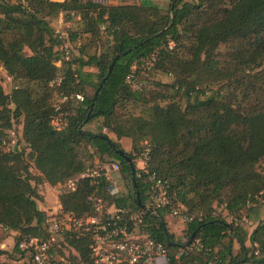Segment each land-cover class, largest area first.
<instances>
[{
    "label": "trees",
    "instance_id": "obj_1",
    "mask_svg": "<svg viewBox=\"0 0 264 264\" xmlns=\"http://www.w3.org/2000/svg\"><path fill=\"white\" fill-rule=\"evenodd\" d=\"M125 1L95 7L89 0H27L24 5L0 0V69L15 83L9 94L0 86L2 232L47 241L56 257V244L45 229L47 215L37 208L43 200L37 187H54L79 174L85 168L79 152L88 148L97 161L116 162L119 180L129 184L125 193L103 194L105 202L139 213L142 231L165 248L168 264H264V220L249 233L240 222L242 210L264 196V176L256 170L264 160V0H168L166 11ZM58 15L77 26L66 30L68 46L77 43V55L66 61L50 26ZM219 47L226 50L222 56ZM152 53L153 70L172 76L165 86L169 96L131 88L132 67ZM57 76L58 86H49ZM218 83L229 93L221 97L219 89L209 91ZM75 94L82 100L70 98ZM53 95L66 97L57 111ZM177 97L185 100L183 108ZM128 102L145 107L143 114L119 111ZM58 113L68 114L61 131L50 126ZM96 120V132L84 130ZM12 123L21 126L23 147L5 151L4 134ZM121 138L130 140L132 153L120 149ZM145 150L143 168L135 169ZM152 173L166 181L183 209L181 238L168 232L165 211L146 212L137 204L150 207L147 177ZM90 190L80 180L73 192L60 195L62 212L89 214ZM214 204L237 219L226 222ZM18 235L11 253L33 264L29 253L17 249ZM63 242L56 239L75 264H88V234L65 236Z\"/></svg>",
    "mask_w": 264,
    "mask_h": 264
},
{
    "label": "built area",
    "instance_id": "obj_2",
    "mask_svg": "<svg viewBox=\"0 0 264 264\" xmlns=\"http://www.w3.org/2000/svg\"><path fill=\"white\" fill-rule=\"evenodd\" d=\"M19 4L24 5L27 0H16ZM51 1V0H49ZM124 0H89V3L95 7H106ZM62 17V15H61ZM62 18L57 21V29L54 36L59 44L56 50L61 53L60 59H68V43L66 27ZM170 44V43H169ZM156 60L155 53L150 54L143 61L146 69H151ZM60 61L55 65L58 67ZM132 74L126 78L128 84ZM61 76H57L49 86H58ZM75 101H81L79 94L72 95ZM66 97H62L60 102H64ZM55 111L58 107H54ZM50 126L55 131H61L66 126V119L59 114L52 118ZM105 130L102 129V133ZM147 158L146 150L142 154L140 163L143 165ZM80 180H86L90 187V192L86 196V203L89 206V214L75 216L72 213L62 212L59 202L56 203V215L47 217L44 221L46 232L50 235L56 234V239L63 242L64 237H81L89 235V261L88 264H168L165 248L155 243L141 229L142 216L127 207L117 208L112 204H107L103 194L116 196L119 190V167L116 162H99L94 161L90 167L84 168L79 174L66 179L63 183L58 184L62 188V193L67 194L75 190L76 184ZM149 185L150 212L162 210L168 216L186 221L183 216L182 207L174 201L169 193L168 184L165 180L156 177L153 173L147 177ZM264 195V191L260 193ZM241 223H246L243 217ZM2 228L0 227V235ZM14 235H18L14 233ZM20 238L17 242V249L20 252L30 254L33 264H75L73 260L62 249L73 253L72 249L63 242L61 247L56 243V257L51 251L49 242L42 241L30 235H18ZM59 251H64L60 254ZM79 260V258H77ZM77 264H84L80 260Z\"/></svg>",
    "mask_w": 264,
    "mask_h": 264
},
{
    "label": "rangeland",
    "instance_id": "obj_3",
    "mask_svg": "<svg viewBox=\"0 0 264 264\" xmlns=\"http://www.w3.org/2000/svg\"><path fill=\"white\" fill-rule=\"evenodd\" d=\"M185 1H193V0H185ZM153 4L157 7H159L162 11H166L169 6L168 0H127L124 2V4H132V5H138V4ZM62 20L63 17H62ZM70 23V22H69ZM50 26L52 29H57V21L56 18L50 22ZM76 24L70 23L68 26L69 31H74L76 29ZM183 45L186 46V42H183ZM77 43H69V48H68V57L69 59L71 57H74L77 55ZM99 50V49H97ZM226 50L223 47H219L218 49V54L222 56ZM182 52H184L182 50ZM24 53L27 54V51L24 50ZM218 55V56H219ZM219 58V57H218ZM217 58V59H218ZM90 72H94L93 69H85ZM132 72H133V78L131 82V88L132 89H139L142 90L144 93L147 91H157L159 93H162L163 95L169 96L170 90L165 87L166 85H169V83L172 81V76L168 73L161 72L159 70H153L152 69H146L142 62L135 66L132 67ZM137 75L134 76V73ZM154 83H159L160 86H155ZM13 85H15L14 82H12L10 77H7L6 74L4 73L3 70L0 69V86L2 88V91L4 94H9ZM209 91H215V90H220V94L223 97L224 95L228 94L229 90L224 89V87L221 84H216V85H210ZM87 93L90 94V90H87ZM181 106V108L184 107L185 100L180 99L179 97L175 98ZM52 105L55 107L57 106L60 108V100L56 95L52 96L51 99ZM159 105H164V101H158ZM9 108H12L10 105ZM145 110V107H143L140 104H134L132 102H128L124 104L123 109H120L119 111H122V113H127V114H132V115H142V111ZM61 117L65 118L67 120V113H58ZM56 117V116H54ZM53 117V118H54ZM99 125V121H92L91 123L87 124L84 126V130L91 131V132H96L97 127ZM20 124L19 123H12L9 131H6L4 134V139L7 140V143H5L4 150H11L14 147H17V149H21L23 147L22 142L20 140ZM106 133V131L104 132ZM119 147L122 151L126 153H132L131 150V142L127 138H121L118 141ZM141 147H146V142H141L139 143ZM146 149V148H145ZM92 150L86 149V151L79 152V158L81 161L84 163L85 168L90 167L94 161L96 160V157L93 156ZM143 154V153H142ZM89 157V158H88ZM140 160H142V155L141 158L138 160L134 161V167L135 169H141L143 168V165L140 163ZM256 170L261 173L264 176V160L259 161L256 164ZM30 172L32 174H36V171L31 167ZM119 190L121 193H125L126 190H128L129 184L127 180H120L119 181ZM39 191V195L43 198L42 202H37V206L39 209L43 210L44 213L47 215L46 217H52L56 215V203L58 201V197L60 195H63L62 193V188L58 187L57 185L54 187H50L47 185H42L37 187ZM125 191V192H124ZM255 203L248 204L244 210H242L241 215L245 216L246 223L242 224V227L245 229L247 233L251 231L253 226L258 220H264V196L257 198L255 200ZM215 212L219 214L221 217H223L226 222L230 223V221H234L233 219H237V217H228L226 216L225 211L223 210L222 205H213ZM254 209L251 211V209ZM250 209V211H248ZM246 210V211H245ZM170 218V217H169ZM170 221L173 223L171 224V228L174 231H178V227H180L183 222L180 219L176 218H170ZM178 228V229H177ZM177 229V230H176ZM175 237L181 238V235L174 234ZM14 233L12 232H2L0 235V249L5 252V254L0 256V264H27V258L25 256H17L11 253L12 246H13V238H14ZM53 239V243L56 244V234L51 236ZM69 253V252H68ZM68 253H66L68 255Z\"/></svg>",
    "mask_w": 264,
    "mask_h": 264
},
{
    "label": "crops",
    "instance_id": "obj_4",
    "mask_svg": "<svg viewBox=\"0 0 264 264\" xmlns=\"http://www.w3.org/2000/svg\"><path fill=\"white\" fill-rule=\"evenodd\" d=\"M51 1H56V2H61V1H63V0H51ZM59 18H62L61 17V15H58V17L56 18V21H58L59 20ZM75 19L77 20L78 19V16L77 15H75ZM43 199V198H42ZM37 208H38V206H37ZM39 209V208H38ZM39 210H41V209H39ZM41 211H43V210H41ZM170 216H166L165 217V222H166V227H167V230H168V232H170L171 234H176V235H179V233H180V235H181V231L183 230V224L180 226V227H178L177 229H178V231L176 232V231H174L173 229H170L171 228V224H173L171 221H170V218H169ZM176 229V230H177ZM175 236V235H174Z\"/></svg>",
    "mask_w": 264,
    "mask_h": 264
},
{
    "label": "water",
    "instance_id": "obj_5",
    "mask_svg": "<svg viewBox=\"0 0 264 264\" xmlns=\"http://www.w3.org/2000/svg\"><path fill=\"white\" fill-rule=\"evenodd\" d=\"M116 58H117V56L114 57V59L112 60L111 64L113 63V61ZM110 67H111V65L108 67V71H109ZM96 93H97V91L94 93V96H96ZM118 154L127 162L128 166L130 167L131 171L133 172L132 163L130 162V160L127 157L123 156L121 152H119ZM137 204L141 208V210L146 211V212H150V210L148 208H146L144 206H141L139 202H137ZM190 239H191V237H190Z\"/></svg>",
    "mask_w": 264,
    "mask_h": 264
}]
</instances>
